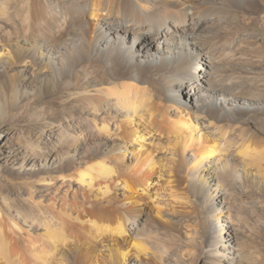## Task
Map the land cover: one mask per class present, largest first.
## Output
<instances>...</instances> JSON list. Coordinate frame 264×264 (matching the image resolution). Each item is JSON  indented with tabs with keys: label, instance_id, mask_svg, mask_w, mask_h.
Wrapping results in <instances>:
<instances>
[{
	"label": "bare ground",
	"instance_id": "6f19581e",
	"mask_svg": "<svg viewBox=\"0 0 264 264\" xmlns=\"http://www.w3.org/2000/svg\"><path fill=\"white\" fill-rule=\"evenodd\" d=\"M0 43L7 49L0 54L7 96L16 91L9 70L22 65L19 73H30V67L43 75L38 97L64 89L72 105L89 109L88 127L43 161H53L54 168L42 169L56 175L47 172L39 182L49 188L59 180L55 191L39 194L29 186L26 207L10 220L0 209V264H82L99 245L109 248L105 264H122L129 255L132 264L171 259L157 221L140 212V199L153 184L154 158L146 155L136 173L139 156L128 166L135 183L122 163L127 152L121 150L129 146L120 139L130 140L137 154L149 135L165 147L175 146L177 136L187 140L192 156L184 163L198 167L195 176L203 183L219 185L227 209L234 185L240 187L246 175L237 161L264 159V146H257L264 135V0H0ZM175 106L178 119L172 120ZM127 121L134 127H124ZM253 122L256 131L250 130ZM212 159L220 165L207 177ZM197 182L190 184L195 193ZM71 183L79 188L70 190ZM119 190L141 203H118ZM180 225L185 242H192L193 229ZM223 229L218 227L235 243L220 252L221 237L213 235L208 254L217 255L214 264H238L229 255L237 254L239 243ZM23 237L33 248H26L29 261Z\"/></svg>",
	"mask_w": 264,
	"mask_h": 264
},
{
	"label": "rangeland",
	"instance_id": "374dc122",
	"mask_svg": "<svg viewBox=\"0 0 264 264\" xmlns=\"http://www.w3.org/2000/svg\"><path fill=\"white\" fill-rule=\"evenodd\" d=\"M0 44V54L6 53L5 44ZM21 68L22 65H16L9 70L12 81H16V91L11 96L6 95V90L2 85L4 77H0V209L8 220H10V217L15 216L18 210H23L26 207V197L29 196L30 192L29 186L39 194H42L45 190L47 192L55 191L56 186L60 184L59 180L49 188L43 182H39L41 176H44L48 172L46 169L49 166L50 168L56 166L52 165V160L47 162L46 166L43 164V161L46 158L48 159L51 154L54 155L55 151L61 153L63 144L72 140L71 135L79 133L81 128L85 130L88 127L85 123V118L89 111L87 106L81 103H74L76 106L72 105L74 99L69 95V91L64 89H60L57 93L45 98L38 97L40 94L39 87L44 81L43 75L36 72L32 73V68L30 67H28L30 73L22 74L18 72ZM187 97L186 94H183L182 101H185ZM85 107L88 109L87 111ZM170 113L169 116L172 120H174L173 118L178 119V107L175 106ZM186 113L187 110L184 112L185 115L183 114L184 118H187ZM127 122L123 123L124 127H128L127 129L133 128L135 122L139 126L138 118L133 121L134 123L130 124L129 121ZM142 127L144 126L141 125L140 128ZM256 128L257 126L253 122L250 130L256 131ZM260 138L263 139V142L257 144L259 148L264 146V135H260ZM181 139L177 136L175 146L171 145L170 147L167 146V148L161 144V141L156 136L152 137L149 135L145 142L146 145L139 154L136 151H132L130 140L120 139L118 141L121 144L125 143L129 146L121 150L122 153L127 152L122 162L124 168H127V170H129L128 166L130 164L136 162L134 161L136 156L139 157L136 167L133 169L134 172L137 170L138 165L141 164V160L145 159L148 155L152 156L155 161L152 170L154 174L150 182V184H153L150 185L148 195L140 199L142 203L137 201V196L135 195L134 198L136 200L128 199L129 196L133 197L130 192L119 190L116 196L118 203L122 204L124 202V205L131 206L132 208L137 202L141 203L140 212H145L146 219L149 218L157 221H154L156 223V230L159 232V236L162 237L163 244L167 245V254L170 255L171 259L166 257L162 259L158 256L156 261L153 259V264H214L216 262L214 256L217 255L213 253L212 255L214 256L212 257L211 254H208L210 253L212 239H214L213 235L221 237L219 247L217 246L216 249L220 252L224 251L222 247L235 242L228 241L233 237L224 235V232L222 233V231L218 230V227L223 226L227 231L230 225L233 227L230 229L231 231L229 230V233L234 238L236 236L237 244L239 243V252L237 251V254L233 253L229 255V258L232 257L234 261L241 260L240 264H264V170L258 169V165L264 169V159L253 161L252 164L237 161L238 170L246 175L244 179L240 180L239 178L240 187L234 185L231 209H227L224 203L225 200L222 197L224 192L219 185L216 183H203L202 179L195 176L198 167H195L192 162H189L188 165L184 163L185 158L192 156V147L187 145L189 143L187 140L181 141ZM186 145V150L188 149V151L185 150L184 154H182V147ZM212 161L213 163H210L206 167L208 169L206 172L207 177L215 174V170L218 169L217 167L213 168V166L220 165L214 159ZM160 164H165V166L163 167ZM42 167L46 169H42ZM177 167L178 169L176 170ZM210 169L215 170L212 172ZM148 170L149 168H144V174H147ZM70 172L66 171L67 174ZM128 172L135 178L133 180L136 183V172L134 173L131 170ZM48 173H52L50 175L52 177L56 175L54 170H49ZM196 181H198L197 190L199 194L195 193L194 190L196 189L194 187H191L192 182ZM65 184H67L65 186L66 189L69 183ZM78 188L79 185L71 183L70 190L75 191ZM215 188L218 190L216 189L214 192ZM39 197L37 195V198ZM183 202H185L184 205H182ZM214 209H217V211H214ZM218 209L221 210V214L218 212ZM228 210L231 216H229ZM235 214L239 217L238 221L235 220ZM183 222L193 230L197 229L196 232L191 231L193 235L195 234L192 242L191 240L190 242H185L184 228L180 225ZM26 241L25 237H23L20 246L23 257L29 261L30 256L26 248H29L30 251L33 248ZM99 247L100 251L96 254L89 253L84 255L82 264L110 263L107 260L109 248L102 245H99ZM100 253L103 255L100 256ZM86 258L87 260H85ZM134 258V256L129 255L125 261H122V264H132L136 262ZM143 259L145 260L144 256Z\"/></svg>",
	"mask_w": 264,
	"mask_h": 264
}]
</instances>
